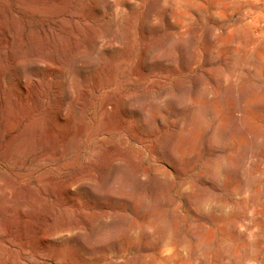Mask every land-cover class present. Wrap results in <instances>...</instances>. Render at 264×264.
<instances>
[{"label":"rangeland","instance_id":"obj_1","mask_svg":"<svg viewBox=\"0 0 264 264\" xmlns=\"http://www.w3.org/2000/svg\"><path fill=\"white\" fill-rule=\"evenodd\" d=\"M0 264H264V0H0Z\"/></svg>","mask_w":264,"mask_h":264}]
</instances>
